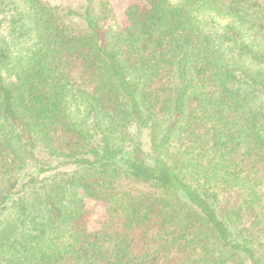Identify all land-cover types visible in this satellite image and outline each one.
Masks as SVG:
<instances>
[{
    "label": "trees",
    "instance_id": "obj_1",
    "mask_svg": "<svg viewBox=\"0 0 264 264\" xmlns=\"http://www.w3.org/2000/svg\"><path fill=\"white\" fill-rule=\"evenodd\" d=\"M78 1L0 0V264H264V0Z\"/></svg>",
    "mask_w": 264,
    "mask_h": 264
},
{
    "label": "rangeland",
    "instance_id": "obj_2",
    "mask_svg": "<svg viewBox=\"0 0 264 264\" xmlns=\"http://www.w3.org/2000/svg\"><path fill=\"white\" fill-rule=\"evenodd\" d=\"M53 3L56 4H72L75 3V6H78L80 1L78 0H50ZM110 4L114 10V13L118 16L120 15L123 10L125 5L127 4V1L125 0H110ZM92 212L89 216V228L90 229H96L98 226V221L101 217L102 211H103V207L101 206V204L99 202H92Z\"/></svg>",
    "mask_w": 264,
    "mask_h": 264
}]
</instances>
